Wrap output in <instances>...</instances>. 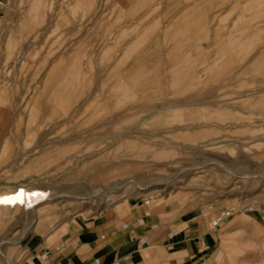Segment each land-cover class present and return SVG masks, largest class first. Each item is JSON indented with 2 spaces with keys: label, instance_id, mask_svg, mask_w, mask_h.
Returning <instances> with one entry per match:
<instances>
[{
  "label": "rangeland",
  "instance_id": "rangeland-1",
  "mask_svg": "<svg viewBox=\"0 0 264 264\" xmlns=\"http://www.w3.org/2000/svg\"><path fill=\"white\" fill-rule=\"evenodd\" d=\"M40 2L11 36L0 8V190L47 196L0 210L12 264H44L106 215L153 212L222 220L219 261L260 264L264 0Z\"/></svg>",
  "mask_w": 264,
  "mask_h": 264
},
{
  "label": "crops",
  "instance_id": "crops-1",
  "mask_svg": "<svg viewBox=\"0 0 264 264\" xmlns=\"http://www.w3.org/2000/svg\"><path fill=\"white\" fill-rule=\"evenodd\" d=\"M10 2L11 9L4 20L13 22L9 27L11 36L12 30L19 25L16 15H27L29 8L42 5L40 0H33L27 7L26 0ZM20 36L19 33L17 37L21 39ZM130 198L134 197L125 198L108 209L118 208L124 212ZM194 216H184L181 222L172 226L167 218L154 212L138 218L106 215L62 240L59 245L45 248L41 259L44 264H224L219 260L225 250L221 249L218 240L222 220H213L211 227L210 219L196 220ZM42 244L47 246V242ZM31 252L34 263L40 257V251L38 248L31 249ZM260 264H264V257Z\"/></svg>",
  "mask_w": 264,
  "mask_h": 264
},
{
  "label": "bare ground",
  "instance_id": "bare-ground-1",
  "mask_svg": "<svg viewBox=\"0 0 264 264\" xmlns=\"http://www.w3.org/2000/svg\"><path fill=\"white\" fill-rule=\"evenodd\" d=\"M46 191L39 188H34L28 185L15 186L9 189L0 190V210L8 208L14 204L22 210H30L38 207L47 200ZM35 211V210H34ZM40 221V216L36 218L35 223ZM18 241L0 242V254L5 258L8 264H12L10 256H7L3 251L4 244L17 243Z\"/></svg>",
  "mask_w": 264,
  "mask_h": 264
},
{
  "label": "built area",
  "instance_id": "built-area-1",
  "mask_svg": "<svg viewBox=\"0 0 264 264\" xmlns=\"http://www.w3.org/2000/svg\"><path fill=\"white\" fill-rule=\"evenodd\" d=\"M9 3H10V0H0V8L4 9V7H6V5H9Z\"/></svg>",
  "mask_w": 264,
  "mask_h": 264
}]
</instances>
